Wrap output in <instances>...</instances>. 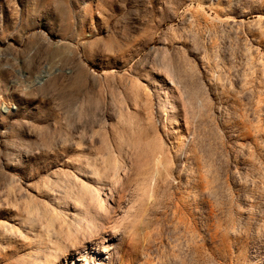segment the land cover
Segmentation results:
<instances>
[{
  "label": "rangeland",
  "instance_id": "obj_1",
  "mask_svg": "<svg viewBox=\"0 0 264 264\" xmlns=\"http://www.w3.org/2000/svg\"><path fill=\"white\" fill-rule=\"evenodd\" d=\"M82 259L264 264V0H0V264Z\"/></svg>",
  "mask_w": 264,
  "mask_h": 264
},
{
  "label": "bare ground",
  "instance_id": "obj_2",
  "mask_svg": "<svg viewBox=\"0 0 264 264\" xmlns=\"http://www.w3.org/2000/svg\"><path fill=\"white\" fill-rule=\"evenodd\" d=\"M44 73H45V72H44ZM45 74H46V73H45ZM43 75H44V74H43ZM43 75H42V76H43ZM45 76H46V75H45ZM39 77H40V78L36 77V79L38 78L39 81H41V80H42V79H41L42 77H41V76H39ZM43 78H44V77H43ZM34 79H35V78H34ZM40 79H41V80H40ZM36 82H37V81H36ZM90 198H91V197H90ZM94 205H95V206H102L101 208H104L103 205H102V203L100 202L99 198L95 201V204H94ZM91 223H92V222H91V219H90L88 222L85 223V226H86L87 230H92V229H94L93 226L91 225ZM103 252L106 253V252H108V251L103 250Z\"/></svg>",
  "mask_w": 264,
  "mask_h": 264
},
{
  "label": "snow or ice",
  "instance_id": "obj_3",
  "mask_svg": "<svg viewBox=\"0 0 264 264\" xmlns=\"http://www.w3.org/2000/svg\"><path fill=\"white\" fill-rule=\"evenodd\" d=\"M80 264H89V261L87 259H82L80 261Z\"/></svg>",
  "mask_w": 264,
  "mask_h": 264
}]
</instances>
